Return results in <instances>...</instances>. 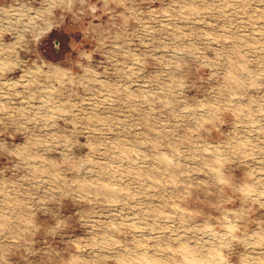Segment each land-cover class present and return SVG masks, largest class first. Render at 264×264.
<instances>
[{
	"label": "clouds",
	"instance_id": "1",
	"mask_svg": "<svg viewBox=\"0 0 264 264\" xmlns=\"http://www.w3.org/2000/svg\"><path fill=\"white\" fill-rule=\"evenodd\" d=\"M0 264H264V0H0Z\"/></svg>",
	"mask_w": 264,
	"mask_h": 264
},
{
	"label": "rangeland",
	"instance_id": "2",
	"mask_svg": "<svg viewBox=\"0 0 264 264\" xmlns=\"http://www.w3.org/2000/svg\"><path fill=\"white\" fill-rule=\"evenodd\" d=\"M74 37H70L68 33H57V32H53L49 37H48V41H49V48L51 49L52 47H55L56 49H60L63 47V45L67 44V45H71L72 43V39ZM6 40H9V37H5ZM53 40H58L60 41V43L56 44V45H52V41ZM70 50V49H69ZM16 75H19L18 73ZM19 137H17V141H19ZM228 207H232L231 205H229Z\"/></svg>",
	"mask_w": 264,
	"mask_h": 264
}]
</instances>
